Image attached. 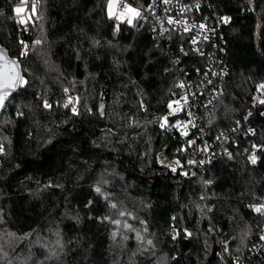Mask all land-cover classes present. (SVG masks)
Returning a JSON list of instances; mask_svg holds the SVG:
<instances>
[{
  "label": "trees",
  "instance_id": "obj_1",
  "mask_svg": "<svg viewBox=\"0 0 264 264\" xmlns=\"http://www.w3.org/2000/svg\"><path fill=\"white\" fill-rule=\"evenodd\" d=\"M127 1L132 24L108 0H39L35 13L29 0L18 16L20 0H0V46L23 81L0 110V264H235L264 229V0H202L198 19L228 18V75L202 123L225 151L193 177L157 164L186 142L159 121L215 49L160 35L143 18L152 0Z\"/></svg>",
  "mask_w": 264,
  "mask_h": 264
},
{
  "label": "built area",
  "instance_id": "obj_2",
  "mask_svg": "<svg viewBox=\"0 0 264 264\" xmlns=\"http://www.w3.org/2000/svg\"><path fill=\"white\" fill-rule=\"evenodd\" d=\"M127 2V0H120L118 8L121 9L122 4ZM150 5H152L151 9L149 8ZM150 5L144 11L143 18L152 22L157 33L162 35L172 29L179 32H191L190 43L194 48H198L202 54L206 52L207 45L215 49L206 65L202 82L182 81L183 92L168 102L167 110L159 121L160 125L166 124L163 128L177 132L186 141L179 148L184 158L178 155H169L165 147L156 153L158 165L178 172L183 177L205 174L208 165L225 151L207 138L206 131L202 126L203 121L210 116V109L223 89L222 80L228 75V68L218 54L220 45L216 40L218 36H220L219 39L223 38L220 26L224 17L214 12L213 15L205 14L202 19H198L202 0H170L168 4L163 3V0H156L154 5L152 0ZM181 9L184 11L182 12ZM16 16L18 15L16 14ZM169 18L179 21V23L169 24L167 23ZM200 25L205 27L200 28ZM185 28L190 30L185 31ZM193 40L196 41L195 44L192 42ZM22 54H27L26 46L23 47ZM184 97H187L186 105L184 104ZM176 101H180L179 110L173 111V109H177ZM169 104H172V109L169 108ZM165 118L167 119L165 120ZM178 122L179 127H177ZM237 127H240V123H237ZM185 132L187 135L183 134ZM247 133L254 135V129L249 125L247 126ZM228 137L227 133L223 134L222 138L219 139V144L224 143ZM246 154L251 164L253 163L250 157L254 155L256 160L258 159L257 148L254 144L250 149H246ZM261 237H264V229L261 231L258 240L250 247L249 253L234 259L235 264H264V239Z\"/></svg>",
  "mask_w": 264,
  "mask_h": 264
},
{
  "label": "snow or ice",
  "instance_id": "obj_3",
  "mask_svg": "<svg viewBox=\"0 0 264 264\" xmlns=\"http://www.w3.org/2000/svg\"><path fill=\"white\" fill-rule=\"evenodd\" d=\"M37 2L38 0H32V4H31V11L33 13H35L36 11V7H37ZM156 0H153V5L155 4ZM29 3V0H20V6H17L14 11L17 15H20L21 13H24L25 12V7H23L24 5H28ZM118 3V0H108V9H109V18H115L117 19L118 21L121 19V16H123V12L119 13V14H115L112 12V8L115 4ZM163 3L165 4H168L170 3V0H163ZM152 5L149 6V8L151 9ZM122 8L124 9V11L126 12H129V13H132L136 18H142L141 16V12L135 8H132L130 5H127V4H122ZM181 11L183 12L184 9H181ZM223 23H227L228 22V18H223ZM20 23H25V21L23 19L20 20ZM127 23L128 24H132V19L129 18L127 19ZM167 23L169 24H173V23H179V21H174L172 18H169ZM200 28H204L205 26L204 25H200L199 26ZM190 29L189 28H185V31H189ZM41 41L40 40H37L35 41L36 44H39ZM194 44L196 43L195 40L192 41ZM2 55V54H0ZM14 63V62H13ZM23 81L22 80H18L15 76L12 75V70H8V71H5L4 69H0V108L3 107L4 105V100L6 99L7 95H8V90L11 89V88H14L16 86V84L18 83H22ZM179 87L183 88L184 85L183 84H180ZM262 90H264V85H260L259 86ZM67 91V90H65ZM184 100V104L186 105L187 104V97H184L183 98ZM73 103V100L72 98H69V100L64 104V107H68L70 104ZM176 105H177V109H173V111H176V110H179V106H180V101H176L175 102ZM260 103H264V100L260 101ZM46 108L47 107H50V105H48L47 103H45L44 105ZM172 104H169V108L172 109ZM73 111H75V109H73ZM171 114V113H170ZM167 118H165L166 120ZM162 128L166 126L165 123H162L160 125ZM177 127H179V122L177 124ZM184 135H187V133H183ZM252 163H255L256 162V158L255 156L253 155L252 157H250ZM175 171V169H173ZM97 192H100V188H97L96 189ZM113 208L116 207L115 204L112 205ZM255 211L256 212H260V213H264V205L260 206V207H256L255 208ZM121 216L124 215V213H120ZM115 223L119 224L120 222L119 221H115ZM124 227L126 228H129L130 229V225H127L125 224ZM115 233H113V236L115 237ZM137 239H142L139 234L137 235ZM261 239H264V237H261ZM149 244H151L152 242L151 241H148Z\"/></svg>",
  "mask_w": 264,
  "mask_h": 264
},
{
  "label": "water",
  "instance_id": "obj_4",
  "mask_svg": "<svg viewBox=\"0 0 264 264\" xmlns=\"http://www.w3.org/2000/svg\"><path fill=\"white\" fill-rule=\"evenodd\" d=\"M0 69L5 71L12 70V75L15 76L18 80H21V68L18 61L8 55V53L0 46ZM14 62V63H13ZM19 83L16 84L14 88L8 90L11 92L18 87Z\"/></svg>",
  "mask_w": 264,
  "mask_h": 264
},
{
  "label": "rangeland",
  "instance_id": "obj_5",
  "mask_svg": "<svg viewBox=\"0 0 264 264\" xmlns=\"http://www.w3.org/2000/svg\"><path fill=\"white\" fill-rule=\"evenodd\" d=\"M119 1H120V0H118V2H119ZM126 4H127V5H130L132 8H135V9L139 10V8H137V6H135V5H133V4L129 3V2H127ZM23 7H25V6H23ZM26 9H27V8L25 7V10H26ZM107 11H108V14H109L108 3H107ZM112 12L115 13V14H119V13H121V12L124 13L123 16H121V19H120L119 21H127V19H129V18H131L132 21H133L134 18H135V16H134L132 13H129V12L124 11L123 8L119 9V8H118V3L115 4V5L113 6V8H112ZM8 93H9V92H8ZM1 109H2V108H0V110H1Z\"/></svg>",
  "mask_w": 264,
  "mask_h": 264
}]
</instances>
